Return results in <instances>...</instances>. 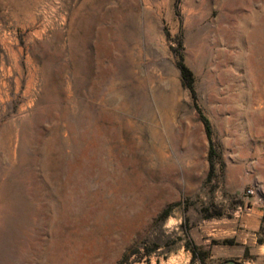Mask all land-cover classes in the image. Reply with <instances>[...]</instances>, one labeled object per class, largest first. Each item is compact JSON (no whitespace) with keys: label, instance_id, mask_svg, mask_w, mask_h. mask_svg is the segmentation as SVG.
<instances>
[{"label":"rangeland","instance_id":"374dc122","mask_svg":"<svg viewBox=\"0 0 264 264\" xmlns=\"http://www.w3.org/2000/svg\"><path fill=\"white\" fill-rule=\"evenodd\" d=\"M0 264H264V0H0Z\"/></svg>","mask_w":264,"mask_h":264},{"label":"trees","instance_id":"16d2710c","mask_svg":"<svg viewBox=\"0 0 264 264\" xmlns=\"http://www.w3.org/2000/svg\"><path fill=\"white\" fill-rule=\"evenodd\" d=\"M179 64L181 66V72H182V76L184 78L185 83L187 85H189L192 89H194V74H193L192 69L188 65H186L182 60L179 62ZM204 121H205L207 134L210 136L211 132H212L210 121L207 118H205ZM214 151H215L214 147H211L210 157L213 156ZM259 239L262 240L261 238H259ZM193 252H194V254L198 253L197 250H196V246L193 248ZM201 258H202V260L204 262L205 256L202 255Z\"/></svg>","mask_w":264,"mask_h":264},{"label":"built area","instance_id":"2783aa9c","mask_svg":"<svg viewBox=\"0 0 264 264\" xmlns=\"http://www.w3.org/2000/svg\"><path fill=\"white\" fill-rule=\"evenodd\" d=\"M248 192H251L252 193V192H254V189L253 188H249L248 189Z\"/></svg>","mask_w":264,"mask_h":264},{"label":"water","instance_id":"95a60500","mask_svg":"<svg viewBox=\"0 0 264 264\" xmlns=\"http://www.w3.org/2000/svg\"><path fill=\"white\" fill-rule=\"evenodd\" d=\"M231 261H234V260H231Z\"/></svg>","mask_w":264,"mask_h":264}]
</instances>
